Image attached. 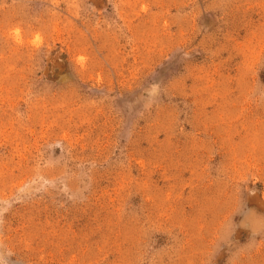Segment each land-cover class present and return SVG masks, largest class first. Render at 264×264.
<instances>
[{"label":"rangeland","instance_id":"rangeland-1","mask_svg":"<svg viewBox=\"0 0 264 264\" xmlns=\"http://www.w3.org/2000/svg\"><path fill=\"white\" fill-rule=\"evenodd\" d=\"M0 264H264V0H0Z\"/></svg>","mask_w":264,"mask_h":264}]
</instances>
